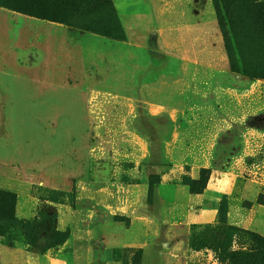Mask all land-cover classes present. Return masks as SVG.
Segmentation results:
<instances>
[{
    "label": "rangeland",
    "instance_id": "obj_1",
    "mask_svg": "<svg viewBox=\"0 0 264 264\" xmlns=\"http://www.w3.org/2000/svg\"><path fill=\"white\" fill-rule=\"evenodd\" d=\"M30 5V14L22 11ZM125 33L109 0H0L1 71L26 73L33 82L43 74L46 85L56 81L91 90L80 101L84 109L80 104L62 109V101L61 108L53 107L49 94L42 110L0 111V123L6 118L5 136H0V191L14 196V215L24 224L0 235V264H103L74 254L71 239L88 228L93 235L87 251L101 249L99 224L128 226L126 215L136 212L138 199L145 209L139 212L145 214L163 173L171 177L168 187L176 189L179 205L189 192L182 176L199 179L202 168L233 170L230 175L240 187L249 176L264 179V81L246 84L245 93L229 89L234 94L224 106L235 117L244 116L246 125L218 127L213 119L220 112L213 99L222 68L212 62L197 68L153 47L136 46ZM13 79L0 74L2 85ZM147 101L174 108L190 102L199 108L186 111L177 123L175 114L149 116ZM243 146L248 156H235ZM257 185L258 196L264 195V185ZM219 196L228 206L225 194ZM197 226H191L192 232ZM54 230L63 232L64 241ZM179 233L176 227L177 236L160 242L177 264H220L210 249L191 256L187 250L169 251ZM248 247L241 236L231 249ZM121 249L126 251L118 264H132L136 251L142 252Z\"/></svg>",
    "mask_w": 264,
    "mask_h": 264
},
{
    "label": "crops",
    "instance_id": "obj_2",
    "mask_svg": "<svg viewBox=\"0 0 264 264\" xmlns=\"http://www.w3.org/2000/svg\"><path fill=\"white\" fill-rule=\"evenodd\" d=\"M111 1L122 22L127 39L132 44L150 49L153 47L154 50L175 56L179 60L193 62L197 68L204 67L203 63L209 62H212L215 68L219 65L222 68L217 75L219 82L217 81L216 85L219 88H215L213 101L220 115L215 117L213 122L218 127H227V129L236 123L246 125L245 117H235L224 103L226 99L230 101V96L234 94L229 89L245 93L249 90L245 85L254 81L229 70L228 57L211 0H144L146 4H143V0ZM220 60L223 64L218 63ZM0 74L14 78L10 85L0 83V111H20L29 108L42 110L45 108L44 100L49 99V94H53L52 98L50 97L53 107L61 108L59 104L62 101V109L74 110L78 108V104L84 109L85 103L81 104L80 101L87 99L91 91L73 86H60L56 81L46 85L44 82L47 80L43 74L36 75L34 82L30 81L31 77L26 73L0 70ZM232 79L239 86L231 84ZM22 80L27 82L28 86ZM238 100L240 101V98ZM146 104L149 116L175 114L177 123L186 111L199 108L197 104L190 102L179 108L169 107L157 101H147ZM188 120L193 121L189 118ZM5 122L6 118L2 117L0 136H5L1 134L5 132ZM18 124H24L23 120ZM19 146L16 149L22 150ZM248 154L249 150L243 146L235 156H248ZM232 171L211 170L205 191L197 194L188 192L182 205L176 202L177 197L174 195L176 189L172 192L168 187L171 177L163 173L159 184L153 190L152 201L146 209L147 212L144 211L145 214L139 212L140 209H144L143 200L138 199L134 202L135 198L132 194L136 212L126 215L129 225L123 226L121 222L103 220L99 224L98 237L102 247L90 251H87V247L91 239L89 236L93 234L88 228L83 227L78 235H74L71 239L74 254L84 253L86 259L91 257L90 261L97 260L103 264H118L112 259L113 248L136 247L142 249L141 264H145V261L149 264L148 261L157 258L162 260L161 264H177L179 260L170 258L161 250L160 242L170 238L177 227L181 230L180 238L174 244L171 243L168 247L169 251L176 253L179 250L181 252L187 250L190 256L203 251V249H189L184 239L191 234V226L214 225L217 222L219 194H225L228 199L229 224L255 231L264 237V205L256 200L259 194L257 184L264 185V179L259 182L255 177L249 176L250 178H247L240 187L236 186L235 179L230 175ZM237 187L239 194L236 196L233 191ZM247 188L249 191H245ZM159 222L162 224L159 225Z\"/></svg>",
    "mask_w": 264,
    "mask_h": 264
},
{
    "label": "trees",
    "instance_id": "obj_3",
    "mask_svg": "<svg viewBox=\"0 0 264 264\" xmlns=\"http://www.w3.org/2000/svg\"><path fill=\"white\" fill-rule=\"evenodd\" d=\"M109 1L113 7L112 1ZM211 1L218 28L222 33L229 70L252 81H264V0ZM16 3L17 1L13 2L15 6ZM31 7L32 5L23 8L22 11L30 14ZM113 10L115 12L114 7ZM210 172V168H202L199 179L183 175L182 182L188 186L189 193H200L207 184ZM13 202L12 194L0 191V203L5 205L0 208V235L15 226L24 227L14 215ZM257 202L264 205V195L258 196ZM28 230L35 231L32 226H28ZM41 232L46 237L51 235L46 230ZM53 234L61 238V242L64 241L63 232L54 230ZM241 236L246 237L248 249L232 250L234 239ZM187 246L193 250L210 249L220 264H264V237L255 231L229 224L226 202L219 201L217 222L214 225L197 226V229L188 235ZM125 251V249L113 248L112 259L118 261L120 254ZM141 254V250L136 251L131 259L132 264H141Z\"/></svg>",
    "mask_w": 264,
    "mask_h": 264
}]
</instances>
